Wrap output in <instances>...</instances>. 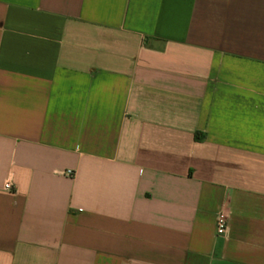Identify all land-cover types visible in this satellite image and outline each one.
<instances>
[{"label":"crops","instance_id":"1","mask_svg":"<svg viewBox=\"0 0 264 264\" xmlns=\"http://www.w3.org/2000/svg\"><path fill=\"white\" fill-rule=\"evenodd\" d=\"M0 264H264V0H0Z\"/></svg>","mask_w":264,"mask_h":264},{"label":"built area","instance_id":"2","mask_svg":"<svg viewBox=\"0 0 264 264\" xmlns=\"http://www.w3.org/2000/svg\"><path fill=\"white\" fill-rule=\"evenodd\" d=\"M69 174L72 172L69 171ZM6 191H11L13 189V184L11 181L6 182L4 185ZM229 230V217L226 211L222 210L219 212L216 222V233L218 236H226Z\"/></svg>","mask_w":264,"mask_h":264}]
</instances>
